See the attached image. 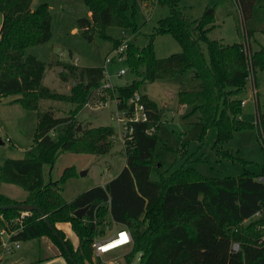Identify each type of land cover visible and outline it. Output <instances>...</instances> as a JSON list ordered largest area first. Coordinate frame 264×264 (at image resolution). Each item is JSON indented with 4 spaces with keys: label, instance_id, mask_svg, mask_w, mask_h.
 Masks as SVG:
<instances>
[{
    "label": "trees",
    "instance_id": "trees-1",
    "mask_svg": "<svg viewBox=\"0 0 264 264\" xmlns=\"http://www.w3.org/2000/svg\"><path fill=\"white\" fill-rule=\"evenodd\" d=\"M84 1L91 15L79 18L77 24L87 40L92 41L95 32L107 39L109 26L136 30L135 0ZM180 1L156 0L157 5L168 6L170 13L158 22L147 47L140 48L127 41L126 61L137 80L125 86L103 88L105 68L60 63L62 81L70 78L77 81L67 95L44 86L48 65L36 56L25 54L29 47L52 38L48 4L41 3L32 9V0H0V100L18 95V102L28 111L38 110L41 100L78 106L72 111L73 116L56 117L52 110L44 112L34 137L38 154L6 159L0 166V185H17L28 194L20 202L0 192V207L20 203L38 206L59 233L56 237L45 219L33 211L19 234L22 241L47 237L67 264H100L92 262V244L101 224L110 217L132 234V249L126 256L128 264L137 254H140L139 264H264V181L258 179L264 177V170L259 175L245 171L237 177L208 178L193 167L182 165L168 176L161 174L159 181L151 180V168L157 164L154 150L162 111L147 95L141 94V99L149 113V122L134 125L131 138L125 142L126 165L114 179L82 192L68 203L60 192L66 180L75 175L73 169H67L60 180L44 179V165L53 168L57 157L65 151L95 154L108 151L110 145L105 140L112 138L114 131L85 128L74 117L93 91L105 89L110 99L119 102V108H125L131 106L130 99L140 93L143 84L189 70L197 82L181 86L178 98L181 105L192 106L200 114V142L216 129L213 145L216 155L244 165L246 162L224 149V145L234 132L255 128L264 148V113L258 114L255 124L243 122L239 98L246 90L251 70L264 73V47L248 55L243 43L227 45L211 39L212 27L206 25L213 23V12L200 22L191 21L179 7ZM237 2L244 20V35L250 41L259 29L264 33L255 25L264 0ZM164 34L175 38L182 51L159 59L155 57L153 41L155 35ZM122 44L115 41L114 49ZM87 206L89 210L84 218L74 215ZM20 212L0 210V229L7 227ZM66 223L79 238L77 249L58 227ZM235 243L239 245L238 251L233 250ZM48 259L40 257L28 264H40Z\"/></svg>",
    "mask_w": 264,
    "mask_h": 264
},
{
    "label": "rangeland",
    "instance_id": "rangeland-1",
    "mask_svg": "<svg viewBox=\"0 0 264 264\" xmlns=\"http://www.w3.org/2000/svg\"><path fill=\"white\" fill-rule=\"evenodd\" d=\"M136 2L137 27L134 32L131 29L109 26L106 29L107 39L95 32L94 39L89 41L83 37L82 30L77 24L78 18H89L84 0H32L34 9L41 3H47L52 15V38L47 43L29 47L25 52L26 55L36 56L48 65L43 85L60 94L71 93L77 81L71 78L62 81L60 63H71L82 68H105L107 76L103 84L108 80L114 86H125L137 80L138 76L130 70L127 61L117 60L111 63L107 61L113 55L114 42L132 41L140 48L147 47L158 27V22L167 17L170 10L168 6L157 5L156 0ZM179 7L186 18L198 22L204 20L208 11H212L213 23L206 26L212 27L209 37L213 40L227 45L243 43L248 55L264 47V33L260 29L250 41L246 39L244 20L237 0H181ZM1 23L2 14L0 25ZM255 25L264 30V8H261ZM153 51L156 58L164 59L180 53L182 47L169 34L155 35ZM205 56L207 58L206 51ZM120 70H125L126 73L119 76ZM251 73L258 90V99L256 103L252 99L253 85L250 77L245 92L239 98L249 99L248 104L242 107L241 120L255 124L258 114L264 113V73L260 70L256 72L251 70ZM196 82L193 79V72L189 70L140 87L139 92L147 95L162 111L161 126L158 130L159 140L154 150L157 164L151 168V180L159 181L161 174L168 176L182 165L193 167L199 174L208 178L237 177L245 171L261 174L264 170V148L255 128L234 132L231 140L224 145V149L245 161L244 165L220 159L216 155L213 149L217 137L216 129H212L200 142L199 136L202 131L200 114L194 112L192 106L181 105L178 98L181 86L193 85ZM108 94L105 89L93 91L88 102L74 116L85 128H111L114 131L115 135L105 140V143L110 145L108 151L105 154L65 151L57 157L53 168L49 165L43 167L46 182L60 180L67 169H73L75 175L66 180L60 192L67 203L82 192L114 179L126 165L125 144L115 130L116 100L110 99ZM19 97L11 95L0 100V139L3 141L0 145V166L6 159H23L38 154L34 137L39 117L44 112L52 110L56 117H66L72 115V111L78 107L74 103L41 100L38 110L28 111L18 102ZM0 192L19 201L27 197V192L23 188L12 184H1ZM118 228V224L108 217L101 224L100 233L95 239L111 236ZM68 230L67 226H63L67 237ZM55 252H59L58 248L47 237L22 241L20 248L6 258V263H35L40 257H50ZM115 252L116 258L120 259L126 257L131 249H120ZM93 260L95 263L100 262L94 253L92 262ZM139 261L140 254H137L131 264H139ZM40 264L67 263L60 258L45 260Z\"/></svg>",
    "mask_w": 264,
    "mask_h": 264
},
{
    "label": "built area",
    "instance_id": "built-area-1",
    "mask_svg": "<svg viewBox=\"0 0 264 264\" xmlns=\"http://www.w3.org/2000/svg\"><path fill=\"white\" fill-rule=\"evenodd\" d=\"M136 1V0H135ZM126 42H123L121 46L113 50V55L107 60L109 63L113 61H126ZM247 51V49H246ZM248 54V53H247ZM126 72L125 70H120L118 75L122 76ZM106 69H105V77ZM252 78V99L256 103L258 99V90L256 88L255 82H253V73L250 74ZM114 85L110 81H105L103 88H111ZM249 99H243L241 102L244 108ZM129 104L131 106L125 108H119V102L116 100V110L114 116L116 119L115 128L116 132L120 135L121 140L126 142V140L131 138L134 131V125L136 123H147L149 122V113L146 110V106L142 102L141 93H136L132 99H130ZM260 181H264V177L260 176L258 178ZM31 212L21 211L20 215L12 220L7 227L0 229V264H7L6 258L13 255L21 246L22 240L19 234L24 231L26 226V220L30 216ZM118 229L115 233L108 237H101L99 239H94L92 248L95 258L100 259V264H128L126 257L116 258V252L120 249H132L133 238L130 230L122 225L118 224ZM108 229V228H107ZM114 243L116 247L110 249ZM233 250L238 251L239 245L237 243L233 244Z\"/></svg>",
    "mask_w": 264,
    "mask_h": 264
},
{
    "label": "water",
    "instance_id": "water-1",
    "mask_svg": "<svg viewBox=\"0 0 264 264\" xmlns=\"http://www.w3.org/2000/svg\"><path fill=\"white\" fill-rule=\"evenodd\" d=\"M212 11H208L207 15H210ZM3 144V141L0 139V145ZM86 173H82V175H85ZM8 209H16V210H20V211H27V212H33V211H37L40 215L41 218L45 219V222L47 223L48 227L50 228V230L53 232V234L56 237H59V233L57 230H55V228L52 226V224L46 219V217L44 216L43 210L38 207V206H34V205H28V204H24V203H20V204H16V205H12V206H5V207H0V210H8ZM89 210V206L79 209L75 212V216L82 219L85 217L86 213ZM71 241L73 242L75 249L78 248L79 246V238L75 235L74 238H70ZM62 243L65 245V241L62 240ZM65 248L67 249V247L65 246ZM69 257L71 259V261H73L71 255L69 254Z\"/></svg>",
    "mask_w": 264,
    "mask_h": 264
},
{
    "label": "crops",
    "instance_id": "crops-1",
    "mask_svg": "<svg viewBox=\"0 0 264 264\" xmlns=\"http://www.w3.org/2000/svg\"><path fill=\"white\" fill-rule=\"evenodd\" d=\"M31 7H32V5H31ZM32 9H34L33 7H32ZM88 15H89V17H90V15H91V12L88 10ZM78 17V16H77ZM81 18V17H80ZM79 19V18H78ZM77 19V20H78ZM2 24V23H1ZM0 28H1V25H0ZM241 99H247V98H241ZM248 104V103H247ZM90 129H92V128H90ZM105 185V184H104ZM103 186V185H102ZM28 195V194H27ZM7 196V195H6ZM9 197V196H8ZM27 198V197H26ZM25 198V199H26ZM13 199V198H12ZM24 199V200H25ZM15 200V199H14ZM24 200H21V201H24ZM17 201H19V200H17ZM20 201V202H21ZM63 226H67L68 227V231H66L67 232V234H69L68 235V237L69 238H74V236H75V234L73 233V231L71 230V225L69 224V223H66V224H60V225H58V227L60 228V229H62L63 230ZM49 259L48 260H51V259H60V258H63L60 254H59V252L57 253V252H55V253H53L50 257H48ZM64 259V258H63ZM65 260V259H64ZM66 261V260H65ZM67 263V262H66Z\"/></svg>",
    "mask_w": 264,
    "mask_h": 264
},
{
    "label": "bare ground",
    "instance_id": "bare-ground-1",
    "mask_svg": "<svg viewBox=\"0 0 264 264\" xmlns=\"http://www.w3.org/2000/svg\"><path fill=\"white\" fill-rule=\"evenodd\" d=\"M114 247H116V244L114 243V245L110 248V249H112V248H114Z\"/></svg>",
    "mask_w": 264,
    "mask_h": 264
}]
</instances>
